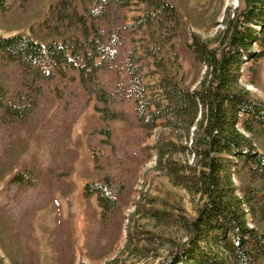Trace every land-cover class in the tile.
Instances as JSON below:
<instances>
[{
	"label": "trees",
	"instance_id": "1",
	"mask_svg": "<svg viewBox=\"0 0 264 264\" xmlns=\"http://www.w3.org/2000/svg\"><path fill=\"white\" fill-rule=\"evenodd\" d=\"M35 2L0 0V9L26 11ZM136 2L144 6L136 16L147 39L140 44L126 23V9ZM224 23L216 46L199 36L188 44L195 62L207 67L198 89L188 87L182 74L175 48L182 16L169 0H50L42 25L51 39L0 35V67L19 70L13 87L0 80V127L44 111L49 121L42 122L41 137L49 142L61 122H74L92 106L99 118L88 131L96 178L85 183L84 195H97L104 217L118 209L127 182L101 162L95 143L115 148L114 120H134L146 135L162 128L153 146L157 169L202 201L197 215L185 220L187 238L174 243L167 264H255L264 258V152L254 144L264 135V101L241 84L243 64L264 58V0H245ZM151 67L159 78L148 82ZM49 94L56 101L50 111ZM175 154L193 160H176ZM5 185L0 207L16 220L25 209L49 204L30 167L12 173ZM154 212L164 219V210Z\"/></svg>",
	"mask_w": 264,
	"mask_h": 264
},
{
	"label": "rangeland",
	"instance_id": "2",
	"mask_svg": "<svg viewBox=\"0 0 264 264\" xmlns=\"http://www.w3.org/2000/svg\"><path fill=\"white\" fill-rule=\"evenodd\" d=\"M169 1L182 16L181 30L175 38L182 74L188 87L198 89L207 67L195 62L188 44L199 36L216 46L213 40L226 27V16L242 10L245 0ZM49 2L36 0L26 11L0 9V35L23 32L41 42L51 39L42 25ZM143 11L144 6L137 2L126 9V23L131 25L129 36L137 44L147 40L144 29L136 23V16ZM154 69H149L152 73L146 81L158 80L159 73ZM18 76L16 67H0L4 84L13 87ZM241 84L253 98L264 101V58L243 64ZM47 102L49 111L54 109L56 101L52 94L47 96ZM128 107L131 109L132 104ZM44 119L49 121V116L41 111L7 129L0 127V200L7 196L8 178L23 167L35 171L39 189L50 196L49 204L25 209L19 220L12 217L6 206L0 207V264L169 263L174 243L185 241L189 233L185 220L197 215L202 201L200 195L174 184L165 171L157 169V151L153 146L162 128L146 135L134 120H114L110 125L116 134L115 148L100 141L95 143L102 151L101 162L127 182L118 209L107 218L101 213L97 195H84L85 183L96 178L88 136L89 129L99 122L96 111L91 106L74 122H61L56 133L50 132L51 138H55L49 142L41 137ZM239 127L249 135L242 123ZM254 144L264 152V135L255 138ZM173 158L193 160L191 154H175ZM242 178L247 180L245 173ZM234 180L240 186L239 176L234 175ZM156 209L164 210V219L154 217ZM255 264H264V258L257 259Z\"/></svg>",
	"mask_w": 264,
	"mask_h": 264
}]
</instances>
